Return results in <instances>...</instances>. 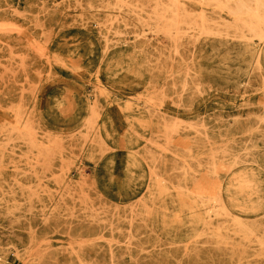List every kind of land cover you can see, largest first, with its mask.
<instances>
[{
    "label": "rangeland",
    "instance_id": "1",
    "mask_svg": "<svg viewBox=\"0 0 264 264\" xmlns=\"http://www.w3.org/2000/svg\"><path fill=\"white\" fill-rule=\"evenodd\" d=\"M240 3L0 0V264H264Z\"/></svg>",
    "mask_w": 264,
    "mask_h": 264
},
{
    "label": "bare ground",
    "instance_id": "2",
    "mask_svg": "<svg viewBox=\"0 0 264 264\" xmlns=\"http://www.w3.org/2000/svg\"><path fill=\"white\" fill-rule=\"evenodd\" d=\"M212 1V0H211ZM217 1V0H216ZM232 1V0H231ZM239 2H242V1H239ZM238 2V3H239ZM248 3H250V2H248ZM247 3V4H248ZM121 4V3H120ZM211 4V3H210ZM209 4V5H210ZM229 4V3H228ZM247 4H245V3H240V5L237 7V9H235V11L233 12L232 10H231V12L230 13H234V16L236 17V19H237V21H238V23H239V25L242 27V28H245V29H248V30H250V31H252V33L254 32V31H257V29H259V28H261L262 27V25H264V2L262 1V0H255V5H256V7H255V9H253L252 10V8L251 7H249ZM119 7V6H118ZM108 8V7H107ZM115 8H117V7H115ZM254 8V7H253ZM163 10V9H162ZM100 11V10H99ZM121 10H119V12H120ZM181 17V16H180ZM179 17V18H180ZM179 18H178V21H179ZM140 21V20H139ZM144 21V20H143ZM180 22V21H179ZM140 23V22H139ZM173 23V22H172ZM225 23H226V21H225ZM177 24V23H176ZM228 24V23H227ZM197 27V26H196ZM231 29H233V28H231ZM219 30V29H218ZM245 31V30H244ZM228 32V31H227ZM237 32H238V30H237ZM150 33V32H149ZM154 33V32H153ZM176 34V33H175ZM206 34H208V33H206ZM213 34V33H212ZM257 34V33H256ZM142 35H145V34H142ZM147 35V34H146ZM168 35V34H167ZM251 35V34H250ZM254 35V34H253ZM177 36V35H176ZM217 36V35H216ZM212 37H215V36H212ZM257 37V36H256ZM222 38V37H221ZM259 38V37H258ZM197 39H199V38H197ZM197 39H195V40H197ZM242 39V38H241ZM253 40V39H252ZM199 41V40H198ZM198 41H196V42H198ZM241 41V40H240ZM248 41V40H247ZM108 45V44H107ZM177 50V49H176ZM177 52V51H176ZM176 54V53H175ZM258 58H259V56H258ZM259 60H260V58H259ZM260 67V66H259ZM257 68H258V66H257ZM259 70H260V68H259ZM258 118V117H257ZM19 126V125H18ZM174 129V128H173ZM21 131V130H20ZM224 165V164H223ZM228 167V166H227ZM217 168V167H216ZM222 169H223V167H222ZM219 171H220V168L218 169ZM215 173H216V171H215ZM204 194V193H203ZM202 196V195H201ZM200 197V196H199ZM201 199V198H200ZM199 199V200H200ZM201 202V201H200ZM205 202V201H204ZM204 202H202V203H204ZM218 203V202H217ZM204 207V206H203ZM214 207V206H213ZM214 210V209H213ZM215 211H218V210H215ZM214 211V212H215ZM223 212V211H222ZM210 213V212H209ZM208 214V213H207ZM226 215V214H225ZM215 216H217V213H216V215ZM219 217V216H218ZM210 219V218H209ZM237 220V219H236ZM240 222H241V220H240ZM239 222V223H240ZM241 225H242V223H241ZM238 226H239V224H238ZM219 227V226H218ZM240 229V228H239ZM250 233V232H249ZM210 238H212V237H210ZM215 238V237H214ZM224 239V238H223ZM263 246V245H262Z\"/></svg>",
    "mask_w": 264,
    "mask_h": 264
}]
</instances>
